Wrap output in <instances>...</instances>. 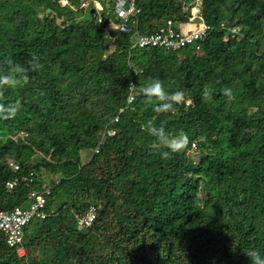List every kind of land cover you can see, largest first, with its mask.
<instances>
[{"label":"trees","instance_id":"1","mask_svg":"<svg viewBox=\"0 0 264 264\" xmlns=\"http://www.w3.org/2000/svg\"><path fill=\"white\" fill-rule=\"evenodd\" d=\"M59 1L0 0V63L41 57L29 82L0 100L22 102L14 119L0 120V211L49 191L46 218L25 227L23 257L0 233V264H251L248 250L264 256V0H187L198 3L193 21L186 0H132L139 14L128 35L110 26L118 22L112 0L84 23L73 11L90 0ZM168 19L182 30L209 27L199 49H133L135 33ZM107 36L116 46L102 59ZM155 79L192 103L155 113L142 93ZM148 120L187 133V149L161 159L169 150L143 130ZM90 207L95 218L83 228Z\"/></svg>","mask_w":264,"mask_h":264},{"label":"built area","instance_id":"2","mask_svg":"<svg viewBox=\"0 0 264 264\" xmlns=\"http://www.w3.org/2000/svg\"><path fill=\"white\" fill-rule=\"evenodd\" d=\"M94 0H90L93 2ZM114 2L113 11L117 19V23H111L114 33L120 35H128L132 32V26L136 23V16L139 10L136 8L132 0H112ZM65 4L68 5L67 0ZM87 4V5H86ZM89 6V2L81 3V6ZM185 9L189 10L188 21H193L198 16V3L185 1ZM234 30V29H233ZM209 27L202 25L198 29L187 28L182 30L179 23L173 19H168L161 26L148 34L135 33L132 37L133 49L155 48L165 53H176L183 48L194 47L199 49L198 42L206 37ZM110 37V36H107ZM134 100L133 93L130 94L128 102ZM193 149L195 145L193 144ZM9 167L17 170L18 167L13 162L9 163ZM14 183L7 184L8 188H12ZM49 191L45 189L43 193H31L32 200L26 208L15 207L10 211H0V233L4 237V241L9 248L15 249L18 257L25 255L23 246L25 227L32 221H39L46 218L45 212L46 198ZM95 218V209L90 207L87 212L79 218L83 227L91 225Z\"/></svg>","mask_w":264,"mask_h":264},{"label":"clouds","instance_id":"3","mask_svg":"<svg viewBox=\"0 0 264 264\" xmlns=\"http://www.w3.org/2000/svg\"><path fill=\"white\" fill-rule=\"evenodd\" d=\"M41 57L37 53L30 54V59L25 64L17 63L13 59L8 58L3 63H0V100L3 99L4 90L17 89L26 85L30 79L31 72H38L41 69ZM135 85L130 84L128 89L134 90ZM144 102L152 106V109L157 114H174L177 111V106L182 103L191 104L192 101L186 97L184 91L168 92L165 90L164 84L159 79L153 80L142 89ZM223 96L229 100L234 99L231 88L222 89ZM202 99L210 101L212 94L210 89L205 86L202 91ZM22 102L16 99L14 102L3 103L0 102V120L7 121L14 119L20 112ZM143 130L149 136L155 137L158 145L162 148L168 149L161 154V159L167 160L169 154H179L184 152L189 143V136L184 131H179L176 134H170L165 130L163 124L159 127L155 125L152 120H148L143 125ZM245 255L250 258L251 264H264V256L258 250H248Z\"/></svg>","mask_w":264,"mask_h":264},{"label":"rangeland","instance_id":"4","mask_svg":"<svg viewBox=\"0 0 264 264\" xmlns=\"http://www.w3.org/2000/svg\"><path fill=\"white\" fill-rule=\"evenodd\" d=\"M197 1H201V0H197ZM229 1L230 0H221V2H224V3H228ZM59 3H60L61 6L67 5V4H65L66 3L65 0H60ZM86 5L83 6V7L81 6V8L84 9V12L82 14H78V12L73 11V12H75V15H74V17L76 18L75 20H77L78 23H84V22H86L87 21V18L89 20L92 18L91 20H93L94 13H95V17H99L102 10H104V11H107L108 10V8H109V0H96L94 2H91V4L89 6H86ZM91 10H94L93 15L90 14ZM98 14H99V16H98ZM58 22H60V21H58ZM187 27L188 28H191V29H197V28L200 27V24L196 21V22L191 23ZM106 38L110 41V43L108 45V48H107L106 52H104V54L102 56V59H105L114 50V48L116 46V42L112 39L111 36L110 37H106ZM68 79H69L70 85H72V82H73V80L75 78H73L71 76H68ZM135 95H136V93H135ZM248 115L250 117H253L254 116V109H250L249 112H248ZM89 158H90V154H88V153H86V154L81 153V161H82V163L87 162ZM51 178L52 177L48 176L47 178L44 179V182L47 181V179L48 180H51ZM202 199H203L202 200V204H201L202 207L203 208H208L209 207V203L204 200L205 199V196H203ZM53 209H54V212H57V210H58L57 207H54ZM35 222L36 221H33V223L28 226V230L31 229L32 225ZM79 226H82L80 224V220H79ZM83 228H85V227H83Z\"/></svg>","mask_w":264,"mask_h":264},{"label":"water","instance_id":"5","mask_svg":"<svg viewBox=\"0 0 264 264\" xmlns=\"http://www.w3.org/2000/svg\"><path fill=\"white\" fill-rule=\"evenodd\" d=\"M94 10H91L90 14L93 15Z\"/></svg>","mask_w":264,"mask_h":264}]
</instances>
